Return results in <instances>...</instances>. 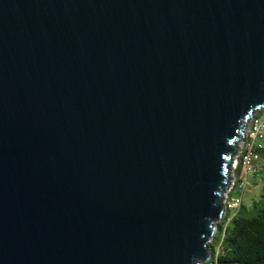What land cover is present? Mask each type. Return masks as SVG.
I'll list each match as a JSON object with an SVG mask.
<instances>
[{
  "label": "water",
  "instance_id": "water-1",
  "mask_svg": "<svg viewBox=\"0 0 264 264\" xmlns=\"http://www.w3.org/2000/svg\"><path fill=\"white\" fill-rule=\"evenodd\" d=\"M263 105L264 0H0V264H202Z\"/></svg>",
  "mask_w": 264,
  "mask_h": 264
},
{
  "label": "trees",
  "instance_id": "trees-1",
  "mask_svg": "<svg viewBox=\"0 0 264 264\" xmlns=\"http://www.w3.org/2000/svg\"><path fill=\"white\" fill-rule=\"evenodd\" d=\"M260 154L264 161V148ZM252 205L254 214H242V203L226 226L224 219L217 224L208 246L210 257L202 264H264V187Z\"/></svg>",
  "mask_w": 264,
  "mask_h": 264
},
{
  "label": "built area",
  "instance_id": "built-area-1",
  "mask_svg": "<svg viewBox=\"0 0 264 264\" xmlns=\"http://www.w3.org/2000/svg\"><path fill=\"white\" fill-rule=\"evenodd\" d=\"M263 108L264 105L250 111L251 116L246 117L242 129H240L243 139L238 138L234 142V153L231 155L225 180L228 183L221 190L222 209L218 218L213 220L214 226L208 240V246L216 232L217 224L224 219L226 226L241 207L244 193L248 188V174L258 176L262 173L264 161L260 150L264 148V118L259 117L256 113ZM235 190L239 193L234 194ZM209 257L208 249V256L205 261Z\"/></svg>",
  "mask_w": 264,
  "mask_h": 264
},
{
  "label": "rangeland",
  "instance_id": "rangeland-1",
  "mask_svg": "<svg viewBox=\"0 0 264 264\" xmlns=\"http://www.w3.org/2000/svg\"><path fill=\"white\" fill-rule=\"evenodd\" d=\"M259 117L264 118V108L258 112ZM263 158V157H262ZM259 176V175H258ZM258 176H253L252 174H248V188L244 193V202L245 209L243 208L242 214L245 216H250L254 214L255 209L253 208V200L258 198V194L260 191V181L257 179ZM234 194H238L239 191L235 190ZM230 227L233 226V222H230Z\"/></svg>",
  "mask_w": 264,
  "mask_h": 264
},
{
  "label": "crops",
  "instance_id": "crops-1",
  "mask_svg": "<svg viewBox=\"0 0 264 264\" xmlns=\"http://www.w3.org/2000/svg\"><path fill=\"white\" fill-rule=\"evenodd\" d=\"M257 179L260 181V191H259V194H260V192H261V190L263 189V187H264V173H261L258 177H257ZM259 194H258V197H259ZM257 199V198H256ZM256 199H254L253 201H255ZM243 205H245V202H244V200H243ZM243 207H245V206H243ZM246 208V207H245Z\"/></svg>",
  "mask_w": 264,
  "mask_h": 264
}]
</instances>
